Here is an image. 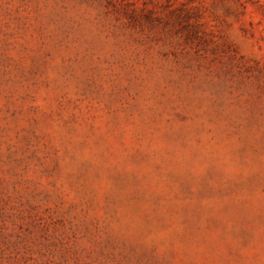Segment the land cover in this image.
Instances as JSON below:
<instances>
[{
	"label": "rangeland",
	"instance_id": "374dc122",
	"mask_svg": "<svg viewBox=\"0 0 264 264\" xmlns=\"http://www.w3.org/2000/svg\"><path fill=\"white\" fill-rule=\"evenodd\" d=\"M0 264H264V0H0Z\"/></svg>",
	"mask_w": 264,
	"mask_h": 264
}]
</instances>
